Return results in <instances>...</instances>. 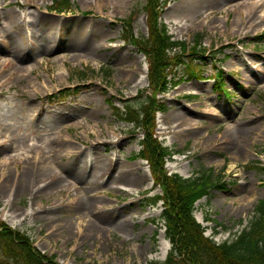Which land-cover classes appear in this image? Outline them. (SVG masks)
I'll return each instance as SVG.
<instances>
[{
  "label": "rangeland",
  "instance_id": "obj_1",
  "mask_svg": "<svg viewBox=\"0 0 264 264\" xmlns=\"http://www.w3.org/2000/svg\"><path fill=\"white\" fill-rule=\"evenodd\" d=\"M53 1L0 0V132L9 134L0 141V175L8 176L0 178V220L56 264L162 261L170 243L161 223L149 221L161 208L143 203L160 190L141 193L152 186L148 165L130 159L142 131L131 133L108 103L123 107L148 93H140L145 57L121 38L131 9L133 35L147 34L144 0H70L62 12L50 10ZM165 1L161 18L174 39L190 45L201 34L207 50H220L215 64L202 63L204 80L189 81L179 69L183 82L160 96L166 111L155 118L158 139L174 151L169 173L211 169L224 184L194 210L206 235L221 241L264 198V173L245 167L264 165V38L255 39L264 33V2ZM219 70L232 98L211 78ZM29 139L36 145L26 161L18 152Z\"/></svg>",
  "mask_w": 264,
  "mask_h": 264
},
{
  "label": "trees",
  "instance_id": "obj_2",
  "mask_svg": "<svg viewBox=\"0 0 264 264\" xmlns=\"http://www.w3.org/2000/svg\"><path fill=\"white\" fill-rule=\"evenodd\" d=\"M161 0H145L143 11L147 16V36H134L132 20L136 10L122 19L121 38L134 45L145 55L148 63V90L151 96L135 101L128 100L123 110L113 105L109 99L115 117L132 123L133 130L141 129L143 138L140 150L131 158L147 160L154 186H161V193L145 198L147 204L155 205L162 201V210L158 217L150 218L152 223L161 222L165 236L171 247L161 262L150 264H264V199L254 206L247 224L234 232L229 239L216 242L205 235L206 226L194 216L195 202L207 195L212 187L223 188L212 180L211 172L199 173L183 178L164 168L165 157L169 151L156 138V110H165L153 95L165 93L179 83L175 79L178 69L182 68L189 78H201L203 54L205 48L196 39L191 47L184 41L174 40L165 23L159 22ZM51 11L62 12L71 8L70 0H54ZM178 49V50H177ZM170 76V77H169ZM264 173V167H258ZM206 220L210 218L205 216ZM217 232L213 227V233ZM0 264H56L53 256L41 254L33 245L29 236L14 229L0 220Z\"/></svg>",
  "mask_w": 264,
  "mask_h": 264
},
{
  "label": "bare ground",
  "instance_id": "obj_3",
  "mask_svg": "<svg viewBox=\"0 0 264 264\" xmlns=\"http://www.w3.org/2000/svg\"><path fill=\"white\" fill-rule=\"evenodd\" d=\"M254 2H261V0H253ZM72 37H80V34H72ZM26 71L27 72H29V68L27 67L26 68ZM30 71H31V69H30ZM36 84V82H34V85ZM38 85V84H37ZM208 114H210V115H213L214 113L213 112H208ZM9 134L7 133V132H4V133H2V132H0V141H2V140H4V141H8L9 140V136H8ZM27 145H28V149H22V150H20V152H18L21 156H24V157H27V159H26V161L28 160V159H30L29 158V153L27 154V152L28 151H30L31 152V146L32 145H36V143L32 140V139H29V143H27ZM30 146V147H29ZM37 146H39V145H37ZM30 148V149H29ZM19 151V150H18ZM26 154V155H25ZM33 158H34V156L31 158V161H30V163H31V167H30V170H31V168H32V165L34 164V169H35V167H36V161H35V159L33 160ZM7 159L8 158H6L5 159V161H4V163H6V161H7ZM38 161V160H37ZM66 172H67V170H66ZM25 175H26V173L24 172V174L20 177V179H19V183H21L20 181L21 180H23V177H25ZM58 178H60V176H57ZM0 178L2 179V181H5V180H7L8 179V176H5L4 177V175L3 174H1L0 175ZM58 184H59V180H58V182H54V183H51V184H47L46 185V189H47V191H49V190H55L56 188H57V186H58ZM19 185V184H18ZM47 191H45V192H47ZM77 203V202H76ZM77 230H78V234H80L81 233V229L80 228H78L77 227Z\"/></svg>",
  "mask_w": 264,
  "mask_h": 264
}]
</instances>
